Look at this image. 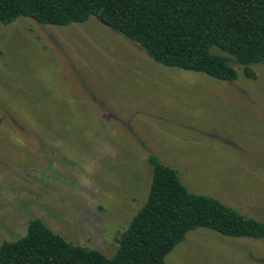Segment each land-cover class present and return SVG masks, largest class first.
Instances as JSON below:
<instances>
[{"label": "rangeland", "instance_id": "obj_1", "mask_svg": "<svg viewBox=\"0 0 264 264\" xmlns=\"http://www.w3.org/2000/svg\"><path fill=\"white\" fill-rule=\"evenodd\" d=\"M220 80L155 61L97 17L0 22V245L42 219L68 241L117 251L146 201L149 156L196 193L264 220V61ZM167 264H264V239L200 227Z\"/></svg>", "mask_w": 264, "mask_h": 264}, {"label": "trees", "instance_id": "obj_2", "mask_svg": "<svg viewBox=\"0 0 264 264\" xmlns=\"http://www.w3.org/2000/svg\"><path fill=\"white\" fill-rule=\"evenodd\" d=\"M19 17L69 25L97 17L133 39L164 65L203 72L220 80L238 76L230 53L245 65L264 61V0H0V22ZM148 197L117 237L113 256L68 241L42 219L27 233L0 245V264H167L187 234L204 227L233 237L264 239V220L247 217L218 198L196 193L178 171L151 154Z\"/></svg>", "mask_w": 264, "mask_h": 264}]
</instances>
